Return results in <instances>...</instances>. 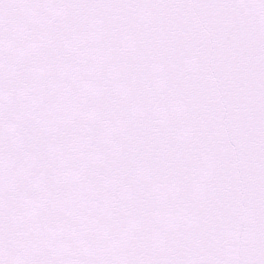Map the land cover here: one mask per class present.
I'll use <instances>...</instances> for the list:
<instances>
[{
    "label": "snow or ice",
    "instance_id": "6c2138e0",
    "mask_svg": "<svg viewBox=\"0 0 264 264\" xmlns=\"http://www.w3.org/2000/svg\"><path fill=\"white\" fill-rule=\"evenodd\" d=\"M0 264H264V0H0Z\"/></svg>",
    "mask_w": 264,
    "mask_h": 264
}]
</instances>
